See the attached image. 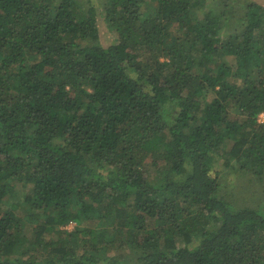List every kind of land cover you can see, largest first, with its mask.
<instances>
[{"label": "trees", "instance_id": "trees-1", "mask_svg": "<svg viewBox=\"0 0 264 264\" xmlns=\"http://www.w3.org/2000/svg\"><path fill=\"white\" fill-rule=\"evenodd\" d=\"M262 112L264 0H0V264H264Z\"/></svg>", "mask_w": 264, "mask_h": 264}, {"label": "rangeland", "instance_id": "rangeland-1", "mask_svg": "<svg viewBox=\"0 0 264 264\" xmlns=\"http://www.w3.org/2000/svg\"><path fill=\"white\" fill-rule=\"evenodd\" d=\"M87 6L92 0H80ZM98 3V0H95ZM102 14V13H101ZM99 20V41L102 44H109L113 42L114 34L107 27L101 18ZM258 121H264V112L258 115ZM220 180L222 182V193L233 197L234 201L240 204H248L254 208L264 209V180L258 178L249 173H242L238 170H221ZM13 201H21V197L15 200H5L0 208L5 209ZM17 213H23L21 208L17 209ZM21 215V214H20ZM42 216L39 217L41 219ZM74 223H69L66 227L67 229H72ZM105 253V249L102 250ZM117 254V250H114ZM107 254H110L107 251ZM113 254V253H112Z\"/></svg>", "mask_w": 264, "mask_h": 264}]
</instances>
